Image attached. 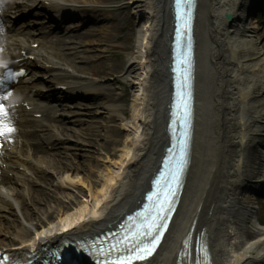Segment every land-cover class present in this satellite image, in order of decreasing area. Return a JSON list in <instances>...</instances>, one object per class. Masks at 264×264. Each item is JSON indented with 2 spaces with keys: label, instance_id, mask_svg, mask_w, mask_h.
I'll return each mask as SVG.
<instances>
[{
  "label": "bare ground",
  "instance_id": "6f19581e",
  "mask_svg": "<svg viewBox=\"0 0 264 264\" xmlns=\"http://www.w3.org/2000/svg\"><path fill=\"white\" fill-rule=\"evenodd\" d=\"M2 1L6 6L12 5L7 0ZM41 1L43 8L58 13L59 17H73L76 9H81L78 5L85 4L94 14L92 19L99 20L101 15H105L99 14L107 11L103 7L115 0ZM262 1L199 2L200 18L195 25L199 41V79L196 83L199 118L193 164L189 169L181 203L163 243L153 258L136 264H178L184 241L196 221L195 233L202 227L206 228L214 264H264V224L252 201L253 196L264 192V44L256 35L257 26L248 23L252 6ZM173 2H128L140 24L132 45L134 51L120 63L121 72L126 75L133 93L131 114L126 118L121 116L120 129L125 139L114 143V152L107 147L109 159L97 178L92 172L85 176L81 174L80 166L77 168L69 157L70 148L64 147V152L56 144L57 141L66 143L61 136L71 130L65 126L62 116L51 115L53 124H45L44 120L36 123V128L42 131L44 128L52 129L53 133L57 131L48 135L44 146L34 143L29 135H25L26 127L21 132L0 137V141L4 142L0 146V194L22 197L18 213L21 212L25 220L31 222L30 226L24 227V232L13 230L17 237H10L5 243L3 241L4 246L15 249L14 252L28 253L49 244H66V240L78 242L114 228L140 207L145 194L151 189V181L168 145L166 132L170 108L167 105L173 94ZM113 16L114 20L118 18L117 14ZM108 19V16L104 17V20ZM115 28L105 27L104 35L101 30H94V40L89 43L106 45L111 40H119L120 35ZM44 35L42 29L38 33L21 30L12 32L11 28L0 26V59L20 58L22 53L17 55L20 49L39 55L60 43H68L66 38L48 42ZM31 38L33 40L29 43ZM85 40L82 38L66 46L76 48L87 43ZM34 42L40 43L36 49L31 47ZM89 46L84 45L88 53L90 49L99 50L98 45ZM49 61L55 65V62ZM214 79L217 86L215 92H211V89L207 91L209 88L205 83ZM80 83L72 90H90L87 95L94 98L103 95L102 91L94 90L95 85L91 82L84 80ZM25 93H17L18 102L21 99L19 95ZM26 101L29 100H21ZM49 109L39 106L31 113L44 115ZM121 109V105H114L108 108V112L113 113L117 121ZM89 111L93 112L94 109ZM209 111L214 114L210 115ZM55 136L57 140H53ZM89 138L94 140L92 136ZM212 142H216V149L220 150L218 158L212 156L215 154L213 151H206ZM49 145L53 147V155H50ZM27 162L31 166L33 162L38 168L54 171V187L63 190L61 193L66 194L64 190L72 189L83 194V200L77 201L78 207L73 211L68 210L76 201L69 196L68 201L58 197L54 188H48L44 192L46 196L42 197L27 187L29 197L24 201V194L13 187L12 179L3 176V172H16L13 169L16 163L26 166ZM3 163L8 164L9 168H3ZM23 177L26 176L23 174ZM51 200L54 201L49 209L47 205ZM261 204L264 205L263 200ZM41 215L45 217L42 225L33 224V220ZM31 226L37 229L41 226L32 238ZM4 231L0 228V235Z\"/></svg>",
  "mask_w": 264,
  "mask_h": 264
},
{
  "label": "rangeland",
  "instance_id": "374dc122",
  "mask_svg": "<svg viewBox=\"0 0 264 264\" xmlns=\"http://www.w3.org/2000/svg\"><path fill=\"white\" fill-rule=\"evenodd\" d=\"M32 1L34 2V0ZM36 2L40 3L41 6V0H38ZM128 2L129 0H115L114 2L106 5L105 7H103V10L105 9L107 11H103L99 14H105L101 15L98 18L99 20L92 19L94 14L89 10L87 5H78V7H81L80 10L76 9V14L79 15V17H76L74 20L69 21L67 22L68 24L64 25L67 31L64 33H68V31L71 29L74 30L66 37V39H68V43L71 45L72 42L76 43L74 41H79L82 38L86 39L85 42L87 43H84L80 46L78 45L76 46V48L75 46L67 47L66 44L68 43H60L54 48H50L45 52L46 54L51 56L50 58H53L58 64L62 66L63 69L67 71L66 73H63L68 75H75L74 78L79 77L78 79H80L81 81L87 80L91 82L93 85H95L94 89L102 91L104 95H100L94 98V96H88L82 93V98L75 97L71 101L64 102V109L58 112L59 114L64 112V114L66 115L64 116L69 117L71 116L69 115L70 112L77 109L80 110L77 117L72 120H65V126L73 131H67L69 135L64 134V137H68L71 139V142L67 143L70 147L69 157L74 160L75 166L77 168L80 166V173L84 176L87 173L92 172L93 176L97 178L99 176V173H101L105 169V165L109 159L107 147H109V149L114 152V143H117L119 139H122L121 141L123 142L125 139V134L120 129L122 122L121 116L123 118L130 116L133 93L127 81L126 75H124V72H121L122 68L120 67V63L123 59H126L128 57V54L132 50L134 51L132 45L137 38V31L140 27L138 17L134 15V10L129 6ZM36 11V15L43 14L41 8ZM113 14H117L118 18L115 20L112 19V17H114ZM107 16L109 17V19L104 20V17ZM199 18L200 17H198V21ZM34 22H36V20L30 18L27 23L20 24L18 25V27L23 28L26 27L28 23ZM248 23H251L250 26H252L253 24L257 26V29H255L256 35L262 39V43L264 44V0L262 1V3L252 6ZM55 25L56 23L52 22L50 25L44 27H54ZM109 26L116 27L115 30L118 31L117 33L120 35L119 40H111L106 45L89 43L93 42L94 40L93 36L95 34H92L94 30H101L103 32L102 34L104 35L105 27ZM119 26H122V30L119 28ZM63 35H61L60 31H58L57 33H52L50 36L46 37V39H48V42L51 40H62L64 37L60 36ZM90 39L93 40L89 41ZM84 45H86L87 47H91L89 45H98L97 48L99 50L90 49L88 50V53L87 51H85ZM198 48L199 41L197 44V49ZM211 59L213 58L211 57ZM75 65L80 66L81 68L76 67ZM60 81L72 82L76 80L66 76L62 77ZM205 86L209 88L207 91H210L211 89V92H215V88H217L216 79L212 80L210 83L206 82ZM198 94L199 92L197 87L196 97H198ZM90 97L92 98L90 99ZM114 105H121L122 107V109L119 110L120 117H118L119 120L117 121L114 120V114L108 112V108ZM91 108L94 109L93 112L89 111V109ZM209 114L213 115L214 112L209 111ZM89 136H92L95 141L91 140ZM32 138L34 139V141H40L36 137ZM216 144V142L210 143V145L206 147V151L208 153L210 150L213 151L215 154H213L212 156L218 158L220 150L216 149ZM119 145H121V143H119ZM46 156L49 157L48 155ZM37 168V165L31 168L33 177L30 178V182L33 184H27L23 181H19L23 184H21L20 186H14L15 189L19 190L18 192L24 194V201H26V198L29 197L27 196V187H31V189L36 191V194H41L42 197L46 196L44 192L48 191V188L56 189V187H54V185L56 184V176H54V174L56 175V173H54V171H52L50 168H47L46 170L43 168H38L37 170ZM54 191H57L58 197H63L65 201L69 200L67 196L73 198L76 201L75 205L68 208V210L71 211L78 207L77 203L79 201L83 200V194H80L78 191L72 189L64 190L66 194L61 193V191H63L61 189H56ZM3 199L8 205V210L5 214L4 223H0V228H3V230H5L4 234H1L0 240L7 241L10 237H17V235L14 234L13 230H15L16 232H24V227L26 225H29L31 222L25 220L24 215L21 212L18 213L17 211L18 204L20 203V201H22V197L20 198L13 196L9 198L5 197ZM261 200L264 201V192H262L258 196L252 197V201L254 202L253 206L256 208L257 215H260L261 222L264 224V205L261 204ZM52 201L54 200H51V202H49L50 204L48 203L47 208H49L50 205H53ZM40 206L42 207L43 204H41ZM44 218V215L37 217L36 220H33V224L38 223L42 225L41 222H43ZM54 218L57 219V216H55ZM45 223L44 224L47 225L46 221ZM38 228H41V226H38ZM35 234V229L32 227L30 237H34ZM0 246L5 248L3 245Z\"/></svg>",
  "mask_w": 264,
  "mask_h": 264
},
{
  "label": "snow or ice",
  "instance_id": "6c2138e0",
  "mask_svg": "<svg viewBox=\"0 0 264 264\" xmlns=\"http://www.w3.org/2000/svg\"><path fill=\"white\" fill-rule=\"evenodd\" d=\"M194 3V0H177V6L181 9V21L182 28L184 31H187L192 22V16L186 11L190 4ZM178 47H182L179 45ZM192 57L193 52L191 45L189 44L187 47V53L184 54L183 50L178 55V69L179 68H187V71H181V82L178 83V87L183 86V77L186 75L188 77L187 88L188 91L184 94V99L187 100V103H181L180 108L183 113L182 118H190L191 114V79H192ZM15 73H10L9 78H14ZM0 84H3V80L0 79ZM9 96H0V137H6L15 132V128L12 126L9 117V108L5 105L4 101L9 99ZM180 94L178 93V99ZM185 127H188V119H185ZM188 133H185L184 144L182 148L179 150V159H173L174 164V172L177 175L182 174L183 166L187 161V152H188V142H187ZM171 179V177H170ZM173 186L178 187L177 182L172 180ZM167 187V185H165ZM168 196L172 195L171 189L168 190ZM171 205L169 204V200L167 198L164 199L163 204L160 203L159 199L156 200V207H154L152 213H150L147 217L144 218L142 223V227L140 231L136 234V236L131 237L130 239L136 245L138 249V255L136 259H146L149 255H151L155 248L159 244L160 232L164 229V223H161V216L165 214L166 210H170ZM155 217V218H153ZM166 223V221H165ZM151 237V239H149ZM145 240H149L148 245L144 244ZM124 249H121L123 251ZM120 264H133L131 260H125L120 262Z\"/></svg>",
  "mask_w": 264,
  "mask_h": 264
},
{
  "label": "water",
  "instance_id": "95a60500",
  "mask_svg": "<svg viewBox=\"0 0 264 264\" xmlns=\"http://www.w3.org/2000/svg\"><path fill=\"white\" fill-rule=\"evenodd\" d=\"M178 9H179V15H180V18H175V21H174V23H173V31H172V35H171V39H172V41H177V45H178V42H179V45L180 46H182L183 47V44H187L188 43V37L187 36H185L186 35V32L187 31H184L183 30V28H182V21H181V9L180 8H178V6H177V8H176V2L173 4V11H174V15L176 16H178ZM171 45L173 46L174 45V43L172 42L171 43ZM181 48V47H180ZM181 71H185V69L184 68H181L180 69V71L177 73V75H178V78H179V83L181 82ZM186 76V75H185ZM184 76V77H185ZM183 77V81H182V83H183V86H184V81H185V78ZM173 83H172V81H171V85H172ZM174 85V84H173ZM182 86V87H183ZM182 87H180L181 89H182Z\"/></svg>",
  "mask_w": 264,
  "mask_h": 264
}]
</instances>
